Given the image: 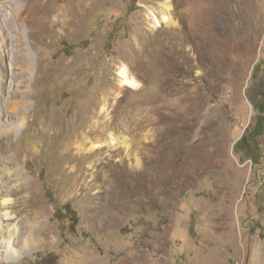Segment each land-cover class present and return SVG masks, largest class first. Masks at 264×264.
<instances>
[{"label":"rangeland","instance_id":"obj_1","mask_svg":"<svg viewBox=\"0 0 264 264\" xmlns=\"http://www.w3.org/2000/svg\"><path fill=\"white\" fill-rule=\"evenodd\" d=\"M164 1L19 0L30 112L8 171L46 227L0 264H264V0H171L154 27Z\"/></svg>","mask_w":264,"mask_h":264},{"label":"bare ground","instance_id":"obj_2","mask_svg":"<svg viewBox=\"0 0 264 264\" xmlns=\"http://www.w3.org/2000/svg\"><path fill=\"white\" fill-rule=\"evenodd\" d=\"M171 3V0H165L163 2L162 6L164 11L161 12L160 17H154V27H159L162 24H166L168 27L176 25L171 11L173 9ZM177 4L182 6L183 0H178ZM7 10L10 11L9 14ZM197 11L195 9V15H197ZM182 13L181 17L186 16L185 20L187 21L195 17L193 8L191 7H186L182 10ZM28 14L27 7L20 5L19 0H0V32L2 33L0 35V46L2 47V51H0V263L15 261L24 254L27 255L31 251H36L42 245L39 236L40 228L46 227V224L42 220L43 213L39 210L27 208V200L23 196L25 185L15 183L23 177L20 169L15 168L12 173L8 171V168L11 169L15 166L12 160L7 157V150H9L8 142L12 137L24 131L27 126L25 118L30 112L27 93L25 92L26 90H23L25 80L21 79L22 75L27 80L26 75L30 72V64L33 61L32 53L24 47L26 44L24 42L25 29L23 30L24 25L22 22H25ZM67 16H69L68 11L65 13L63 10L59 11L58 15L52 20V28L57 31L58 28L63 27L66 23ZM69 20L70 17L68 18V22ZM26 35L28 38L31 36L27 32ZM56 36H58V33H56ZM200 43H203L204 46L207 42L203 40L199 41ZM188 46L193 51H197L198 49V44L194 40L188 43ZM31 48L33 49L32 46ZM10 54H12L10 62L13 65H17L23 60L22 69L24 71V73L20 72L18 74L12 71V79L14 81L12 89L10 87L6 88L5 81L7 76L5 61L10 57ZM34 54H37L36 50H34ZM118 76L121 85L130 86L131 88L139 87L138 82L130 75L126 67H121ZM195 96L192 95V92L187 97L183 96L181 99L183 102L181 110H189L190 103L195 99ZM16 119H21L22 122L18 125L11 126L7 131H1L3 123L12 125L15 124L13 120ZM115 141V138L111 137L108 144H114ZM96 147H98V144H96ZM16 195L20 196V198L15 201L11 199L10 196ZM13 212L19 214L24 213L21 226L14 221L16 217ZM6 222L8 223L5 224Z\"/></svg>","mask_w":264,"mask_h":264}]
</instances>
